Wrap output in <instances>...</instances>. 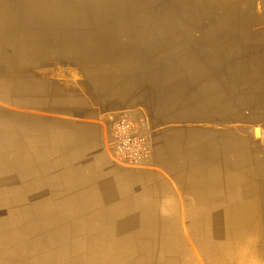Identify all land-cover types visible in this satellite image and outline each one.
Here are the masks:
<instances>
[{"label": "crops", "instance_id": "0c3cea01", "mask_svg": "<svg viewBox=\"0 0 264 264\" xmlns=\"http://www.w3.org/2000/svg\"><path fill=\"white\" fill-rule=\"evenodd\" d=\"M252 1L264 33V0ZM14 7L0 16L12 41L0 42V264H264V147L239 138L264 130V77L241 80L264 65V39L259 52L234 53V78L219 79L232 81L220 87L231 91L228 125L195 132L179 124L189 101L180 107L158 76L139 85L149 51L118 41L69 67L26 57L11 36ZM128 109L158 126L150 170L121 169L104 152L109 117Z\"/></svg>", "mask_w": 264, "mask_h": 264}, {"label": "rangeland", "instance_id": "374dc122", "mask_svg": "<svg viewBox=\"0 0 264 264\" xmlns=\"http://www.w3.org/2000/svg\"><path fill=\"white\" fill-rule=\"evenodd\" d=\"M119 1L118 0H108L107 2L109 4L111 3L113 7H109V6L104 7L105 5L104 3H106V1L104 2L102 0H76L75 3L79 5L78 8L81 7V10H83V14L80 16L81 18H78L79 20L74 21L72 19H68L65 25H60L59 21L64 20L65 17H68V16H66L63 13L61 14L60 11H54V13L58 15L57 16L58 18L55 19L51 23V26H48L46 28L53 27L54 32H56L58 28H63L61 31V37H63L64 39H70L73 42H75L76 40H79L81 36L83 38H86L87 40L84 42V46H89L88 48L89 53L102 52L100 50L97 51L93 49V48L99 47V46L94 45V42L97 40L95 38L96 31H94V29L103 28V30L106 32L109 31L113 35L115 34L118 35L119 36L118 41H120L121 43H124L125 46H127L130 43V40H133V39L137 40L135 49H137L138 51L141 50L144 52L149 51L148 53L151 54V55H146L148 58L146 56L141 58V59H146L147 61L144 63H148L149 66L146 68L148 70L146 71L143 70V73L145 74L140 75L141 77H139L140 79L139 85L141 86L145 82L149 87L150 85L149 83L153 81L151 79L152 77H150L151 73L149 72L152 71V74H153V72H156V71L161 72V70L164 69L163 71H166V72L160 73L158 75L159 77L158 79L161 80L160 82H158V85H160V87H164V88L167 87L168 89H170L172 95L177 99L178 103L180 104V107L186 106V103L190 101V104L192 106L191 108L195 109L196 111L197 110L199 111V108L202 107L201 106L202 100L200 98V95L197 93L199 92L198 88L197 87H195L196 89L192 88L193 87L192 83H195V79H193L192 77L189 78L188 75L185 73L178 74L177 72H175V70L173 71V73L167 71L168 69L167 67H169L168 65H171L173 58H182V57H186V56L194 55V54L195 56L193 58H196V59L204 57L205 59H207V63L205 62V65H207L209 68V71L213 73L212 75H207V77H210L211 79L213 78L219 83L220 82L219 79L222 76L224 78H228L232 80L233 78L232 73L234 69L236 70V67H232L230 65V63H233L232 55L234 53H242V52H247V51L249 52L261 51L262 41L264 39V33H262L259 28H262V25H261V22L263 21L262 17L255 16V20L251 27L242 26L239 24V21H238L236 12L239 13V11L246 9L247 4L245 3V1L240 2L237 5L238 10H236L235 7H236V3L238 2V0H147L148 4H146L147 6L146 8L149 11H148V14H145V15L148 16V19H151L153 24L156 23L157 21L161 23L165 19L166 22H168L172 26L171 31H170V28L169 29L167 28L166 30L158 31L157 33L150 32V31H145V32L140 31L135 26L137 24L135 22H143L144 20L142 13L137 9L136 0H119ZM51 2L56 3V0H51ZM94 2L97 5L103 6L101 7L103 8V10L101 8L97 9V7L93 8ZM38 3L40 6V2ZM38 3L33 4V2H30V5L38 6ZM17 4L19 6H18V10L15 13V17L13 19V30L12 31H18L21 28L22 32L28 33V36L23 37V38H21L22 37L21 36L19 38L15 34H12L11 36L16 38L13 41L17 42L15 45H18L20 43L23 44V46L25 47L23 49V56H26V57L38 56L36 54L39 53V50L33 51L30 48V52H28L29 50L28 47H29L30 42L36 40L37 38L46 39L44 35H38V32L43 33L46 28H42V29L32 28L34 24L29 23V19L26 18V16L33 18L32 15L36 17L46 16V15L42 14L40 11H36V9L38 8L31 10L32 14L31 12L24 13L21 9L23 7L22 1L17 0ZM126 7L127 9L129 8L128 10L129 17H133L134 22L131 23L132 25H127L128 20H124V18L122 17V13L120 9H126ZM107 8L113 10L114 12L117 11L116 13L119 16H113L111 18H106L105 21L101 23L98 22L97 23L98 25L96 26L95 25V21H96L95 15L99 16L98 14L103 11L104 13H106V15L104 16H108L109 12H107L108 11ZM168 9L171 10L170 13L166 12V10ZM257 10H260V9H257ZM216 12L220 16V20H221L220 22L221 27H218L219 33L214 31L216 29V26H215L216 17H217ZM74 16H79V15L74 14ZM166 16H168V18ZM247 17L250 18L251 15H248ZM86 19L88 20L87 22H86ZM6 24L7 23L5 22L1 24L2 26L0 27V35L4 37L3 39L4 43H8V42L12 43V41L9 39L10 33H7V32H10L11 28L8 30V28L5 26ZM83 24H85L83 28L78 29V25L82 27ZM28 27L30 29H28ZM252 27L254 28L257 27V28L254 29ZM6 33H7V36H6L7 39L5 37ZM126 33L129 36H127ZM31 34L34 35L35 37H33ZM139 34L145 37L144 38L139 37ZM90 35H92V37L95 38L94 41H92V38H88V36ZM150 35L152 37H150ZM159 37L164 38L163 40H165V42L161 39H158ZM138 40L139 41L141 40V42L139 43ZM115 41L117 40L115 39ZM175 41L178 43H176ZM55 43L56 42L51 41L50 45L48 46L45 52V55L47 57H50L49 52L52 50L51 47H53ZM31 47L34 48L32 45ZM241 47H243V49H241ZM116 48L117 47L114 46L113 48L114 51L118 50ZM163 50H166V51H163ZM117 55L118 53L115 54V56ZM93 56L97 57V55H93ZM121 57L125 59L124 63L133 61V59H131L130 57L126 59L125 57L127 56L125 55H121ZM102 65L103 67L110 68V69L119 67V64L116 63V61H111L109 59H105V61L102 62ZM151 65L152 67H150ZM260 68L264 72V66ZM134 74H136V72ZM248 75L247 74L242 75V79L244 80L245 78H247ZM195 78L198 81V77H195ZM154 79L156 80L157 78H154ZM192 79H193V82H191ZM230 80L222 81V82L226 85H229L230 83H232V81ZM222 82H220L219 84L223 85ZM181 88L182 90H184V93L186 94L182 93ZM221 91H223L224 93L225 92L229 93V90L221 89ZM2 93L4 92L2 91ZM150 105L151 104L149 103L147 108H149ZM262 107H264V105ZM131 111L130 109H128L123 112L137 119H142L145 125L148 124L150 128L148 129L149 133L152 131L151 133L152 135H154V133L157 130H159L157 124L154 121V118L151 115L150 116L145 115L143 111L141 113L140 112L135 113L134 111L133 114H130ZM201 113L203 115L208 114V112L203 113L202 111ZM214 116L215 114L213 116H210L211 118L204 117L205 119L210 120V122H207L205 124L203 122L198 121L204 118L201 115H197L196 113L193 117L187 118L188 120L186 118H182L184 122H179V124L182 125L183 127L187 126L189 127L190 130L195 131V132H198L200 130L207 131L209 130V127H213V128L215 127L216 129H219L225 124L228 125L227 123L228 114L227 116L226 114H224V117L222 119L224 121V124H221V125L216 124L217 122H214ZM258 126L259 125L257 124L255 128H257ZM202 128H206V129H202ZM247 136H249L250 138L251 149H254L255 147H257V149L260 148L261 146L260 142H262L263 147H264V130L260 131L259 136H256L255 133H253V129L251 128L249 129V131L247 130L240 131L239 138L241 140H242L241 137H244L245 138L244 142L247 141ZM228 138H229V135H228ZM227 140L228 139H226L222 135V141H227ZM253 155H254V158L258 159V161L262 160L261 153H255ZM227 156L228 158L231 157L230 159L234 158V154L232 153L227 154ZM119 168L124 169V170H150L151 169V167H148L146 169L123 168V167H119ZM252 170L254 171V169ZM256 196H258V194ZM121 218L122 217L117 218V219L120 220ZM234 243L237 245L239 242L234 241ZM245 257L248 258L247 255ZM247 263L255 264L251 260L250 262L248 261Z\"/></svg>", "mask_w": 264, "mask_h": 264}, {"label": "bare ground", "instance_id": "6f19581e", "mask_svg": "<svg viewBox=\"0 0 264 264\" xmlns=\"http://www.w3.org/2000/svg\"><path fill=\"white\" fill-rule=\"evenodd\" d=\"M19 1H22V11L25 13V12H31V10L35 9V8H38L36 9V11H40L42 14H45L46 16H39V17H36L34 15L33 18H30V17H27L29 19V23L31 24H34L32 26V28L34 29H42V28H46L48 26H51V23L57 19L58 15L54 13V11H60V13L62 14H65L66 16L68 17H65L64 20H61L59 21L60 25H65L66 21L68 19H72L74 21L76 20H79L78 18H81L80 16L83 14V10H81V7L78 8V4H76V0H56V3H52L51 0H19ZM102 1H106V3H104V7H113V5L110 3H108L107 1L108 0H102ZM119 1V0H118ZM137 2V9L142 13L143 15V22H135L137 23L135 26L137 27L138 30L140 31H150V32H155L157 33L158 31H163V30H166L167 28L169 29L170 28V31L172 30V26L166 22V20L164 19V21H162L161 23H159L158 21L156 23H152V20L151 19H148V16H146L145 14H148V9L146 8V4H148V1L147 0H136ZM242 1H245V3L247 4V7L245 10H242V11H239L236 12L237 13V17H238V21H239V24L242 25V26H247V27H251L253 25V22L255 20V6H254V2L252 0H238V2L236 3V10L237 9V5L242 2ZM30 2H33V4L35 3H38L40 2V6H39V3H38V6H33V5H30ZM54 2V1H53ZM120 2V1H119ZM155 2V1H154ZM100 3V2H99ZM124 5V3H123ZM18 7L19 5L17 4V0H0V16L2 17L3 15H5L6 12H9L8 10L11 9L10 7ZM94 7H97L98 8H101L103 6H100V5H97L95 2H94V5H93V8ZM15 8V7H14ZM83 9V8H82ZM103 10V8H101ZM106 9V8H105ZM109 12L108 16H104L106 15V13H104L103 11L100 12L97 16H96V21H95V25L97 26L98 22H103L106 20V18H111L113 16H119L116 12H114L113 10L107 8ZM13 10V8H12ZM18 10V8H16L15 10V13L16 11ZM121 10V13H122V17L124 18V20H128L127 22V25H132L131 23L134 22L133 20V17H129V14H128V10L129 8L127 9H120ZM14 11V10H13ZM11 12V11H10ZM114 12V13H113ZM147 12V13H145ZM167 13H170L171 10H166ZM34 13V12H33ZM11 14V13H10ZM32 14V12H31ZM74 14H78L79 16H74ZM48 15V16H47ZM248 15H251L250 18H248L247 16ZM169 16V15H168ZM168 16H166L168 18ZM216 29L214 30L215 32L219 33L218 32V27H221L220 26V16L217 14L216 12ZM1 17H0V27L2 26L1 24L4 23V21L1 20ZM101 17V18H100ZM88 18V17H87ZM6 20V19H5ZM88 20L86 19V22ZM263 23V22H262ZM259 24V23H257ZM85 24L81 26L78 25V29H82L83 26ZM254 28V27H252ZM257 28V27H256ZM254 28V29H256ZM28 29H30L28 27ZM63 28H58L56 32L53 31V27H49V28H46L44 30V32H38V35H44L46 37V39L44 38H37L36 40L34 41H31L30 44H29V47L33 50V51H37L39 50V53H37L36 57H39L41 59H44L42 57V55H45V52L48 48V46L50 45L51 41H54L56 42L53 47H51V51L49 52V55L50 57L52 58V60L55 62V61H58V62H63V64L66 66V67H69L70 64H71V61H73V59H78L76 57H94L93 55H99L100 57L103 58L104 55H101V53H89L88 52V48L86 46H84V42L87 40L86 38H80L79 40H76L75 42H73L72 40L70 39H64L63 37H61V31H62ZM249 29V28H248ZM247 29V30H248ZM11 30V29H10ZM95 32V35H96V41L94 42V45L95 46H100L101 49L100 51L103 50V48H110V43H114V44H117L118 42V38L119 36L118 35H113L112 33L110 32H106L103 30V28H100V29H94ZM254 31V30H253ZM126 32V31H125ZM9 33V32H7ZM140 33V32H139ZM12 34H15L17 37H21L22 36V29L20 28L18 31H12L11 32V35ZM173 34V33H172ZM53 35V36H52ZM127 36H129L127 33H126ZM139 37H142L144 38L143 36H141L139 34ZM150 37H152L150 35ZM171 37V36H170ZM218 37V36H217ZM250 37V35H249ZM4 37H2L0 35V42H3L4 43ZM115 39L117 40L115 42ZM155 39V38H154ZM158 39H161L163 40L164 38H158ZM179 39V38H178ZM151 41V40H150ZM165 42V40H163ZM172 41V40H171ZM215 41V40H214ZM138 42L140 43L141 40ZM176 42V41H175ZM155 43V42H154ZM173 43V42H172ZM178 43V42H176ZM5 44V43H4ZM137 44V40L133 39V40H130V43L126 46V47H129V48H135ZM147 44V43H146ZM174 44V43H173ZM182 44V43H181ZM21 48L23 46V44H18ZM31 45L34 47L32 48ZM175 45V44H174ZM2 45H0L1 47ZM124 46V45H123ZM141 46V45H140ZM180 46V45H179ZM150 47V46H149ZM152 47V45H151ZM155 47V46H154ZM160 47V46H159ZM40 48V49H38ZM73 48H76L77 52L75 54H71V50ZM141 48V47H140ZM258 48V47H257ZM16 49V48H15ZM18 49V48H17ZM182 49V48H181ZM1 50V49H0ZM137 50V49H136ZM19 51V50H17ZM107 52H109V50L106 49ZM123 51V50H122ZM152 51V50H151ZM156 51V50H155ZM163 51H166V50H163ZM224 51V50H223ZM97 52V51H95ZM138 52V50H137ZM141 52V51H140ZM177 52V51H176ZM194 52V51H193ZM106 53V52H105ZM117 53V51H114L113 54ZM175 53V52H174ZM181 54V53H180ZM194 54V53H193ZM106 55H109V54H106ZM179 55V54H178ZM209 55V54H208ZM98 56V57H99ZM115 56V55H114ZM177 56V55H175ZM195 56L194 55H189V56H186V57H182V58H173L172 62H171V65H168L169 67H167V71L173 73V71L175 70V72H177L178 74L180 73H185L188 75V77H192L193 79H195V83H192L194 89H196L195 87L198 88L199 92H197L199 95H200V98L202 100V104H201V108H199V111L191 108V104H190V101H189V110L187 111V114H186V117L187 118H191L193 117L196 113L197 115H201L203 118L204 117H210V116H214V120L217 121V120H221L223 119L224 117V114H226L227 116V113H229L228 111L231 110V95H230V90H229V93H224L223 91H221V88L220 87H224V83L223 85L219 84L216 80H214L213 78L211 79L210 77H207V75H212L213 73L209 71V68L207 65H205V62L207 63V59H205L204 57L203 58H193ZM66 57H69V58H66ZM73 57V59L71 58ZM116 57H119L121 61V59H123L121 57V55H117L115 56ZM131 58V56H129ZM173 57V56H172ZM206 57V56H205ZM262 57V56H261ZM35 58V57H34ZM114 58V59H115ZM207 58V57H206ZM40 59V60H41ZM83 59V58H82ZM89 59V58H88ZM256 59V58H255ZM262 59V58H261ZM39 60V61H40ZM45 60L46 59V56H45ZM79 60V59H78ZM182 60V61H180ZM233 61V60H232ZM261 61V60H260ZM41 62V61H40ZM237 62V61H235ZM257 63H255V66H254V69L257 70V71H253L252 74L248 75L247 78H245L244 80L242 79V76H241V80L243 82H245L246 84L249 82V83H254L256 82L257 83V79L259 77H261V79L264 77V72L261 70L260 67H263L264 65L259 62V61H256ZM239 64V63H238ZM253 63H251L250 65H252ZM141 65V64H140ZM139 65V66H140ZM230 65L232 67H236V65L234 64V61L233 63H230ZM261 65V66H260ZM129 66V65H127ZM131 66V64H130ZM129 66V67H130ZM145 66V65H144ZM120 67V66H119ZM128 67V68H129ZM161 68V67H160ZM178 68V69H176ZM119 70H122V69H119ZM164 70V69H163ZM161 70V72H153V74H151L152 76H158L160 73H163V72H166V71H163ZM53 73L54 72H60L59 69L55 68L52 70ZM51 71V72H52ZM99 71V70H98ZM77 72V71H76ZM74 72V73H76ZM125 72V71H124ZM174 72V73H175ZM176 73V74H177ZM127 74V73H126ZM186 75V76H187ZM198 75V76H197ZM200 75V76H199ZM125 76V75H124ZM127 77V76H126ZM195 77H198V81L196 80ZM202 77V78H201ZM234 78V77H233ZM193 79L191 80V82H193ZM247 82H246V81ZM260 80V79H259ZM261 82V81H260ZM259 83V82H258ZM232 84V83H231ZM195 85V86H194ZM230 85V84H229ZM263 85V84H262ZM258 86V85H257ZM263 87V86H262ZM259 88V86H258ZM193 89V90H194ZM257 89V88H256ZM225 90V89H224ZM258 90V89H257ZM260 90V89H259ZM264 91V90H263ZM262 93V92H261ZM135 95V94H134ZM257 96V95H256ZM254 96V98H252L253 102L255 105H257L258 103V98ZM23 99V98H22ZM24 102V100H23ZM263 102V101H262ZM264 103V102H263ZM255 109V108H254ZM184 111V110H183ZM201 111L203 113L205 112H208V114L206 115H203L201 113ZM255 113V112H254ZM257 113V112H256ZM264 113V112H262ZM213 114V115H212ZM264 115V114H262ZM225 116V117H226ZM211 118V117H210ZM220 121V122H221ZM228 121V120H227ZM219 123V122H218ZM241 124V123H240ZM236 129V128H235ZM229 130V129H228ZM223 131H225V129H223ZM253 132L255 133L256 136H259L260 135V130L258 128H255L253 129ZM240 133V132H239ZM148 135H149V132H148ZM222 135L223 137L227 138L228 134L226 132H222ZM230 135V134H229ZM150 136V135H149ZM233 139V138H232ZM245 139V138H244ZM236 140V139H235ZM240 140V139H239ZM233 142V141H232ZM262 143V142H261ZM230 144V143H229ZM152 145V144H151ZM250 145V144H249ZM251 146V145H250ZM231 148V147H230ZM256 150V149H255ZM244 154V153H243ZM224 161V160H223ZM231 162V161H230ZM226 164V163H225ZM232 164V163H231ZM224 169V168H223ZM226 170V169H224ZM239 172H242V171H239ZM229 175V174H228ZM230 179V178H229ZM229 179H228V182H229ZM238 184V183H237ZM230 187V186H229ZM247 193V192H246ZM241 197V195H239ZM261 196V194H260ZM231 197V196H230ZM227 200V199H226ZM228 204V203H227ZM228 206V205H227ZM242 208V207H241ZM223 209V208H222ZM24 249V248H23Z\"/></svg>", "mask_w": 264, "mask_h": 264}, {"label": "built area", "instance_id": "2783aa9c", "mask_svg": "<svg viewBox=\"0 0 264 264\" xmlns=\"http://www.w3.org/2000/svg\"><path fill=\"white\" fill-rule=\"evenodd\" d=\"M104 152L108 160L118 167L146 168L152 155V145L143 120L122 113L110 116Z\"/></svg>", "mask_w": 264, "mask_h": 264}]
</instances>
